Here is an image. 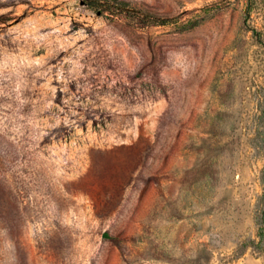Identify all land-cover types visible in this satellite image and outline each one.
I'll return each instance as SVG.
<instances>
[{"label":"rangeland","instance_id":"1","mask_svg":"<svg viewBox=\"0 0 264 264\" xmlns=\"http://www.w3.org/2000/svg\"><path fill=\"white\" fill-rule=\"evenodd\" d=\"M0 264H264V0H0Z\"/></svg>","mask_w":264,"mask_h":264}]
</instances>
